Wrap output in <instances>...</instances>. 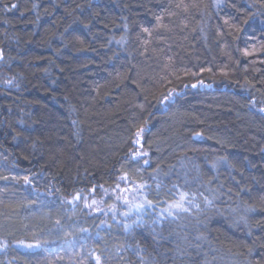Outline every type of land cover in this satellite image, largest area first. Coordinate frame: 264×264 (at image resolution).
<instances>
[{
	"label": "trees",
	"instance_id": "16d2710c",
	"mask_svg": "<svg viewBox=\"0 0 264 264\" xmlns=\"http://www.w3.org/2000/svg\"><path fill=\"white\" fill-rule=\"evenodd\" d=\"M97 256L264 264V0H0V264Z\"/></svg>",
	"mask_w": 264,
	"mask_h": 264
},
{
	"label": "rangeland",
	"instance_id": "374dc122",
	"mask_svg": "<svg viewBox=\"0 0 264 264\" xmlns=\"http://www.w3.org/2000/svg\"><path fill=\"white\" fill-rule=\"evenodd\" d=\"M136 195L138 196V185L122 178L114 187L105 190L101 196L90 198L89 207L93 211L113 210L117 207L118 201L121 202V206L127 205L137 197Z\"/></svg>",
	"mask_w": 264,
	"mask_h": 264
},
{
	"label": "snow or ice",
	"instance_id": "6c2138e0",
	"mask_svg": "<svg viewBox=\"0 0 264 264\" xmlns=\"http://www.w3.org/2000/svg\"><path fill=\"white\" fill-rule=\"evenodd\" d=\"M14 6H15V5H13V7H14ZM137 135L139 136V133H137ZM137 155H139V153H137ZM187 196H188L187 193H181V194H180V202H177L176 204L172 205L171 207H172V208H175V209H178V210H180V211H185V212H186V211H189L188 208H185V207H184V203H183V201L186 200ZM208 203H211V201H208ZM197 207H198V206H197ZM168 214H169L170 216L173 215V213H172L171 211H169ZM95 259H96L97 264H100V258L97 256Z\"/></svg>",
	"mask_w": 264,
	"mask_h": 264
}]
</instances>
